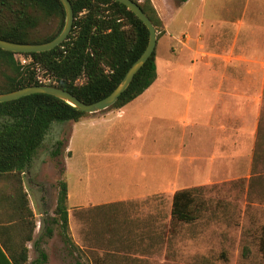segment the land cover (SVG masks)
Listing matches in <instances>:
<instances>
[{
  "label": "rangeland",
  "instance_id": "rangeland-1",
  "mask_svg": "<svg viewBox=\"0 0 264 264\" xmlns=\"http://www.w3.org/2000/svg\"><path fill=\"white\" fill-rule=\"evenodd\" d=\"M175 1L168 0L167 11L157 12L161 19L155 27L157 51L162 55L172 43L169 37L162 38V18L177 39L180 25L193 14L189 6L182 12L174 8ZM207 1L203 15L211 23L248 19L242 13L246 0ZM250 9L258 10L255 20L264 23V0H251ZM180 79L184 80L182 76ZM87 122L85 118L78 122H52L22 175L36 221L34 238L55 246L59 264H264L259 250L264 226V91L257 122L251 125L248 148L235 157L231 175L219 174L202 185H194L189 166L183 186H150L151 177L166 175L159 169L164 160L157 154L161 151L157 137L160 130L155 133L156 141L148 142L150 146L143 151L136 136L133 140L121 138L117 126L106 131L107 124L89 127ZM164 122L155 119V127ZM180 128L176 126L174 133ZM61 139H68L69 147L67 143L62 154L54 158L51 151ZM138 148L147 153L145 158L149 159L148 164H154V171L145 173L144 180L136 172L114 171V154L130 150L133 153ZM57 160L64 165L62 173ZM60 180L68 187L69 235L81 249L74 254L64 247L60 227L53 222ZM185 188L197 189L198 217L192 222L171 218L172 195ZM47 229L52 230L51 235Z\"/></svg>",
  "mask_w": 264,
  "mask_h": 264
},
{
  "label": "trees",
  "instance_id": "trees-1",
  "mask_svg": "<svg viewBox=\"0 0 264 264\" xmlns=\"http://www.w3.org/2000/svg\"><path fill=\"white\" fill-rule=\"evenodd\" d=\"M157 28L161 24L151 0H132ZM186 0H177V5ZM74 21L67 38L51 50L16 53L0 49V94L23 87L52 85L85 103L109 95L147 46L145 24L115 0H70ZM60 0H0V39L15 43H46L63 29ZM159 36V35H158ZM21 57L28 59L22 63ZM157 77L156 49L136 72L128 87L108 108L96 113L77 110L45 93L0 102V245L14 264H27L28 244L36 245V221L23 183V173L42 144L52 122H78L90 114L119 109L141 95ZM68 139L57 140L51 155L58 158ZM60 165V172L64 165ZM53 222L69 253L80 252L68 224V187L58 183ZM195 188L176 190L171 218L192 222L198 214ZM52 230L47 229L51 235ZM259 250L264 258V226ZM76 264H82L80 261Z\"/></svg>",
  "mask_w": 264,
  "mask_h": 264
},
{
  "label": "crops",
  "instance_id": "crops-1",
  "mask_svg": "<svg viewBox=\"0 0 264 264\" xmlns=\"http://www.w3.org/2000/svg\"><path fill=\"white\" fill-rule=\"evenodd\" d=\"M151 1L157 12L167 11L168 0ZM250 2L246 0L242 10L247 21L239 23H211L203 15L207 0L176 5L180 12L189 6L193 14L180 25L177 39L162 18V38L169 37L172 43L162 55L157 41V77L151 86L119 109L84 117L89 127L107 124L106 131L117 126L121 138L133 140L136 136L143 151L150 146L148 142L156 141L155 133L160 130L161 151L157 154L164 158L159 169L166 175L151 177V187L183 186L189 166L194 185L210 183L219 174L228 177L235 157L248 148L264 91V23L256 22L255 13H260L250 9ZM155 119L166 122L156 128ZM176 126L180 132L174 133ZM146 156L139 148L133 153L119 151L114 154L113 169L139 173L144 180L145 173L154 171ZM27 246V264H59L55 246L39 241ZM0 264H14L1 245Z\"/></svg>",
  "mask_w": 264,
  "mask_h": 264
},
{
  "label": "water",
  "instance_id": "water-1",
  "mask_svg": "<svg viewBox=\"0 0 264 264\" xmlns=\"http://www.w3.org/2000/svg\"><path fill=\"white\" fill-rule=\"evenodd\" d=\"M123 5H125L129 10H131L139 19L142 21L149 32V39L146 48L141 53V55L132 63L128 71L116 86V88L106 97L92 102L85 103L79 100L75 95L70 92L52 85H36L23 87L11 92L1 93L0 102L11 101L18 99L20 97L33 94V93H45L53 95L69 105L75 107L77 110L87 113H96L110 107L122 94V92L128 87L132 81L136 72L142 67V65L147 61L152 52L156 48L157 44V31L151 19L143 12L140 6L132 0H115ZM65 11V23L60 34L53 40L46 43L31 44V43H15L0 39V49L16 52V53H32V52H42L55 48L61 44L68 36L71 31L74 12L71 6L70 0H60Z\"/></svg>",
  "mask_w": 264,
  "mask_h": 264
},
{
  "label": "built area",
  "instance_id": "built-area-1",
  "mask_svg": "<svg viewBox=\"0 0 264 264\" xmlns=\"http://www.w3.org/2000/svg\"><path fill=\"white\" fill-rule=\"evenodd\" d=\"M20 60H21V62H22V63H25V62H27V61H28V59H25V58H23V57H21V59H20Z\"/></svg>",
  "mask_w": 264,
  "mask_h": 264
}]
</instances>
